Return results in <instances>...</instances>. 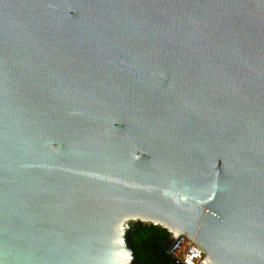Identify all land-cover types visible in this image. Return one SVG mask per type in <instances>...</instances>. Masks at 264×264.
Masks as SVG:
<instances>
[{"label": "water", "instance_id": "obj_1", "mask_svg": "<svg viewBox=\"0 0 264 264\" xmlns=\"http://www.w3.org/2000/svg\"><path fill=\"white\" fill-rule=\"evenodd\" d=\"M140 221L264 264V0H0V264H137Z\"/></svg>", "mask_w": 264, "mask_h": 264}, {"label": "trees", "instance_id": "obj_2", "mask_svg": "<svg viewBox=\"0 0 264 264\" xmlns=\"http://www.w3.org/2000/svg\"><path fill=\"white\" fill-rule=\"evenodd\" d=\"M170 229L159 223L135 224V231L129 235L138 256L137 264H184L181 256L174 253L169 244ZM201 264V263H200Z\"/></svg>", "mask_w": 264, "mask_h": 264}, {"label": "built area", "instance_id": "obj_3", "mask_svg": "<svg viewBox=\"0 0 264 264\" xmlns=\"http://www.w3.org/2000/svg\"><path fill=\"white\" fill-rule=\"evenodd\" d=\"M170 248L182 257L184 264H200L206 254L203 247L185 232L175 237Z\"/></svg>", "mask_w": 264, "mask_h": 264}]
</instances>
